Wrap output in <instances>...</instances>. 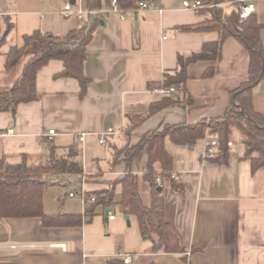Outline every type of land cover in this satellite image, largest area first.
<instances>
[{"label": "crops", "instance_id": "0c3cea01", "mask_svg": "<svg viewBox=\"0 0 264 264\" xmlns=\"http://www.w3.org/2000/svg\"><path fill=\"white\" fill-rule=\"evenodd\" d=\"M149 1L147 9L122 19L109 4L90 17L79 15L76 10L80 4L84 6V0H0V38L6 18L14 22L0 48L1 91L9 90L22 76L29 56L9 70L5 62L13 46L23 45L26 34L41 30L64 36L87 20L92 26L100 19L86 48L84 73L89 83L84 95L77 79L56 77L64 65L54 59L38 73L37 100L18 104L15 119L11 111H0V159L37 166L48 160L50 143L59 146L60 153L71 145L80 147L85 177L71 179L68 186L51 183L44 195V208L48 214H82L83 222L45 226L37 217L0 221V264H126V255L132 257L129 264H264V166L252 170L237 129L232 132L234 144L224 163L204 156L207 142L216 134L199 139L192 148L166 138L173 172L182 187L176 189L171 179L162 177L165 216L185 252L153 251L138 218L122 209L120 183L114 186L115 200L109 206L70 196L79 190L86 195L110 189L126 171L125 156L113 162L109 143L99 142L106 127L121 129L113 137L119 146H134L168 124L223 117L231 106L232 92L249 79L250 52L238 37L228 35L214 76L202 78L208 63L198 61L188 67L190 78L184 93L177 88L170 92L171 86L161 87L164 72L179 67V53L201 51L205 42L218 40L220 32L179 29L211 20L209 6L190 9L184 7V0ZM237 1L217 3V7L225 18L230 17L238 9ZM253 1L264 46V0ZM67 3L72 4L69 11ZM252 93L255 109L264 116V78ZM168 97L179 100L150 115L127 139L123 136L128 113L147 112ZM11 127L15 129L12 134L7 131ZM50 129L56 133L50 134ZM235 132L240 133L242 145L237 146ZM82 133L85 137L80 141ZM147 167L144 149L134 160L132 171L141 176ZM140 188L149 204V184L141 179ZM90 208L92 215H87ZM109 212L116 217L109 219Z\"/></svg>", "mask_w": 264, "mask_h": 264}, {"label": "trees", "instance_id": "16d2710c", "mask_svg": "<svg viewBox=\"0 0 264 264\" xmlns=\"http://www.w3.org/2000/svg\"><path fill=\"white\" fill-rule=\"evenodd\" d=\"M140 0H118L122 8L130 9ZM236 0H204L213 14L211 20L194 26H181L183 31H207L217 29L220 38L204 43L201 51L189 55L179 53V67L164 72L165 80L161 87L175 86L180 92L185 91V84L190 78L188 67L198 61H205L208 66L201 77L214 76L218 62L222 56V45L228 35L238 37L250 52L249 79L232 92V103L223 117L203 120L195 124H168L162 130L143 137L136 145L126 143L119 146L109 141L113 150V162L121 155L125 156L126 171L113 183L112 188L89 192V198L94 197L95 204L109 206L114 203V186L122 185L120 204L126 214L138 218L142 235L151 241L153 251L176 253L185 252L178 236L173 231L165 216V203L162 191L156 181L159 172L164 179H171L174 188L182 187L176 181L173 172V157L165 147L166 138L174 143L192 148L199 139L209 134H216L220 141L216 157L210 158L217 162H227L230 157L228 141L231 140L234 129L240 131L242 142L246 147V158L252 163V170L264 166V116L258 112L253 104L252 90L264 78V46L261 37L262 25L255 13L247 20L240 22L238 9L230 17H224L222 8L212 6L214 3H224ZM104 4H112V0H84V7L101 11ZM211 5V6H210ZM90 17V15H88ZM95 21L97 25L99 22ZM85 21L79 28L67 35L58 36L50 32L35 30L24 36L22 46H13L6 54V69H11L23 56H29L22 76L6 91L0 90V111H11L20 103L31 102L39 98L37 92L38 73L54 59L63 62V70L56 77L74 78L81 85L84 95L87 91L89 78L84 73L86 48L93 36L95 24L89 25ZM14 27V22L6 18L4 32L0 38V48L8 33ZM150 84V87H155ZM179 98L168 97L153 104L151 109L142 113H128L127 124L123 129V136L127 139L130 132L150 115L164 108ZM146 149L148 152V167L143 175H136L132 171V164ZM50 156L44 164L30 166L26 161L10 163L0 159V221L8 218H40L45 226H76L83 222L82 214H68L62 211L48 214L44 208V195L51 183L64 186L70 185L71 179H83L85 172L79 155L80 147L71 145L65 152H59V146L49 144ZM141 179L149 184L151 202H144L141 193ZM86 194V196H87ZM88 197V196H87ZM90 208L87 215H92ZM154 264V263H151Z\"/></svg>", "mask_w": 264, "mask_h": 264}, {"label": "built area", "instance_id": "2783aa9c", "mask_svg": "<svg viewBox=\"0 0 264 264\" xmlns=\"http://www.w3.org/2000/svg\"><path fill=\"white\" fill-rule=\"evenodd\" d=\"M237 2H238V12H239L240 22L247 20L249 17H251L256 12L257 6L253 0H238ZM150 5H151V3L149 0H140L135 7L130 8V9H124V8H122V6L118 2V0H112L111 11L118 13L122 19H125L128 14H131L132 16H134L138 12L147 9ZM183 5H184V7H187L190 9H199V8L205 6L203 0H184ZM217 5H218L217 3L212 4V6H217ZM65 9L68 11L71 10L72 4L67 3V5L65 6ZM76 12L79 15L86 16V15H92L94 13H100L101 11L87 9L83 5L80 4L78 6ZM168 90L170 92H174V91H176V87L171 86ZM7 131H8V133L12 134L15 132V129L13 127H11ZM121 132H122L121 129H117L114 126H108V127H106V129L102 133H100L99 142L103 145L108 144L109 141L115 142L116 140L113 137L116 135H119ZM49 133L53 135L56 133V131H55V129H50ZM84 137H85V133H82L81 135L78 136V139L80 141H83ZM233 144H234L233 140L228 141L229 147L233 146ZM219 147H220L219 138L218 137L213 138L212 140L207 142L204 156L206 158L216 157L217 150ZM156 181L159 185L162 184V175L160 173H158V175L156 176ZM70 196L71 197H78V198H80L82 200H86V201H91V202L95 201L94 197L87 198L84 190L71 192ZM115 217H116L115 214H112L111 212H109V219H114ZM131 261H132V257L130 255H126L124 257V262L126 264H129Z\"/></svg>", "mask_w": 264, "mask_h": 264}, {"label": "rangeland", "instance_id": "374dc122", "mask_svg": "<svg viewBox=\"0 0 264 264\" xmlns=\"http://www.w3.org/2000/svg\"><path fill=\"white\" fill-rule=\"evenodd\" d=\"M233 138H234L237 146L238 145H242L241 136H240V133L239 132L233 133ZM66 190H68V188ZM143 194H144L145 199H148V194L146 192H144Z\"/></svg>", "mask_w": 264, "mask_h": 264}, {"label": "water", "instance_id": "95a60500", "mask_svg": "<svg viewBox=\"0 0 264 264\" xmlns=\"http://www.w3.org/2000/svg\"><path fill=\"white\" fill-rule=\"evenodd\" d=\"M11 112H12V116H13V118L15 119V118H16V107H13V108L11 109ZM158 190L161 191V187H159ZM125 217H126L127 219H129V215H126Z\"/></svg>", "mask_w": 264, "mask_h": 264}]
</instances>
